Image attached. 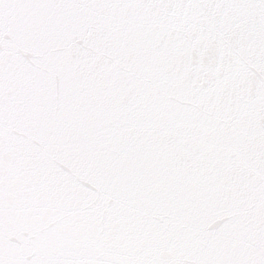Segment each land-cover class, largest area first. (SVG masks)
<instances>
[{"label": "snow or ice", "instance_id": "1", "mask_svg": "<svg viewBox=\"0 0 264 264\" xmlns=\"http://www.w3.org/2000/svg\"><path fill=\"white\" fill-rule=\"evenodd\" d=\"M0 264H264V0H0Z\"/></svg>", "mask_w": 264, "mask_h": 264}]
</instances>
